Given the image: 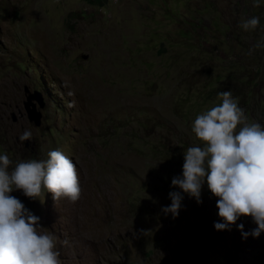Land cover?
Wrapping results in <instances>:
<instances>
[{"label":"rangeland","instance_id":"obj_1","mask_svg":"<svg viewBox=\"0 0 264 264\" xmlns=\"http://www.w3.org/2000/svg\"><path fill=\"white\" fill-rule=\"evenodd\" d=\"M253 16L257 29L239 27ZM262 40L264 0H0V155L14 167L59 150L76 165V202L10 193L57 237L61 264H264V232L237 228L257 227L250 216L217 231L207 184L202 204L171 184L218 93L264 126V48L249 55ZM25 88L43 98L39 127ZM173 191L176 218L161 211Z\"/></svg>","mask_w":264,"mask_h":264},{"label":"clouds","instance_id":"obj_2","mask_svg":"<svg viewBox=\"0 0 264 264\" xmlns=\"http://www.w3.org/2000/svg\"><path fill=\"white\" fill-rule=\"evenodd\" d=\"M260 3L253 0L254 7ZM259 24V17L253 16L239 27L249 31ZM256 48H264V40L257 42L249 55ZM218 96L222 103L198 115L192 125L204 146L189 147L184 152L182 176H174L171 184L202 204V187L206 183L218 198L216 207L223 221L214 222V228L231 231L240 217L250 216L257 227L248 232L243 224L237 228L243 239L249 235L258 238L264 232V126L247 122L230 90ZM31 137V131L25 130L19 140L30 141ZM12 165L7 154L0 155V264H61L57 237L42 231L40 217L10 193L22 190L35 200L46 188L55 201L66 197L76 202L81 195L76 165L59 150L50 151L46 160L30 159ZM182 192L169 193L171 204L162 207V213L178 217Z\"/></svg>","mask_w":264,"mask_h":264},{"label":"water","instance_id":"obj_3","mask_svg":"<svg viewBox=\"0 0 264 264\" xmlns=\"http://www.w3.org/2000/svg\"><path fill=\"white\" fill-rule=\"evenodd\" d=\"M83 59H86L84 56ZM25 101L23 102L24 110L27 115V120L29 123L33 124L34 127H39L41 125L42 115L37 110V106L39 108L44 107V101L40 93L34 92L30 93L27 88H25ZM12 121L15 122L16 118L12 115ZM25 147L28 145V141H23Z\"/></svg>","mask_w":264,"mask_h":264},{"label":"trees","instance_id":"obj_4","mask_svg":"<svg viewBox=\"0 0 264 264\" xmlns=\"http://www.w3.org/2000/svg\"><path fill=\"white\" fill-rule=\"evenodd\" d=\"M163 148H165V150H167L166 152H168V148H169V147L166 149V147H165V146H163Z\"/></svg>","mask_w":264,"mask_h":264}]
</instances>
